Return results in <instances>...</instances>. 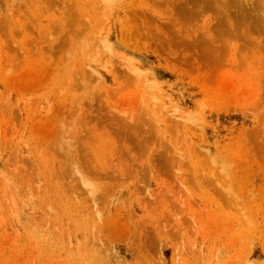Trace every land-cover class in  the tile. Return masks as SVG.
I'll use <instances>...</instances> for the list:
<instances>
[{"label":"rangeland","instance_id":"rangeland-1","mask_svg":"<svg viewBox=\"0 0 264 264\" xmlns=\"http://www.w3.org/2000/svg\"><path fill=\"white\" fill-rule=\"evenodd\" d=\"M0 264H264V0H0Z\"/></svg>","mask_w":264,"mask_h":264}]
</instances>
